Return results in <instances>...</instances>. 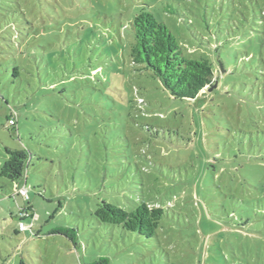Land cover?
I'll return each mask as SVG.
<instances>
[{"label":"rangeland","instance_id":"rangeland-1","mask_svg":"<svg viewBox=\"0 0 264 264\" xmlns=\"http://www.w3.org/2000/svg\"><path fill=\"white\" fill-rule=\"evenodd\" d=\"M142 9L187 57L212 61L216 87L174 99L133 63ZM262 11L264 0H0V164L6 148L33 154L18 185L40 234L19 231L25 203L0 177V264H264ZM102 201L162 208L156 235L101 222Z\"/></svg>","mask_w":264,"mask_h":264},{"label":"trees","instance_id":"trees-1","mask_svg":"<svg viewBox=\"0 0 264 264\" xmlns=\"http://www.w3.org/2000/svg\"><path fill=\"white\" fill-rule=\"evenodd\" d=\"M263 17H264V11ZM135 42L131 48V58L134 64L144 67L156 77L163 88L174 99H195L204 89L218 82L217 73L212 61L207 58H189L183 47L168 26L156 19L149 11L142 9L131 22ZM14 120V124L10 121ZM8 127L17 128V115L8 118ZM5 160L0 164V177L8 181L15 191L8 198L22 197L24 206L20 207L18 215L20 225H30V230L21 228L33 237L40 236L35 231V213L30 201V189L18 185L21 180L27 181V170L33 154L25 149L6 148ZM17 184V185H15ZM1 185H6L1 183ZM21 189L27 190V195L21 194ZM7 191V190H6ZM95 215L103 223L119 225L124 230L138 232L152 238L156 235L164 210L147 203L139 204L134 210L128 211L120 206L102 201ZM74 230L59 229L54 233L67 236L75 241Z\"/></svg>","mask_w":264,"mask_h":264},{"label":"built area","instance_id":"built-area-1","mask_svg":"<svg viewBox=\"0 0 264 264\" xmlns=\"http://www.w3.org/2000/svg\"><path fill=\"white\" fill-rule=\"evenodd\" d=\"M10 124L13 125V124H14V120H11V121H10ZM20 192H21V194H23V195H25V196L27 195V190H26V189H21ZM26 227H27L26 224H23V223H22V224L20 225V228H21L22 230L26 229Z\"/></svg>","mask_w":264,"mask_h":264},{"label":"water","instance_id":"water-1","mask_svg":"<svg viewBox=\"0 0 264 264\" xmlns=\"http://www.w3.org/2000/svg\"><path fill=\"white\" fill-rule=\"evenodd\" d=\"M217 85L215 84L214 86L210 87L209 89L212 90L214 87H216Z\"/></svg>","mask_w":264,"mask_h":264}]
</instances>
